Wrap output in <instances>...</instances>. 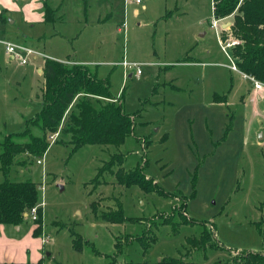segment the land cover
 I'll return each mask as SVG.
<instances>
[{
    "label": "rangeland",
    "instance_id": "rangeland-1",
    "mask_svg": "<svg viewBox=\"0 0 264 264\" xmlns=\"http://www.w3.org/2000/svg\"><path fill=\"white\" fill-rule=\"evenodd\" d=\"M43 1H0V143L40 108L45 58L96 68L133 130L120 146L72 153L56 131L39 164L16 158L2 169L0 182L39 186L42 233L32 234V216L18 230L1 225L9 243L0 252L16 243L17 264H242V252L264 254V91H254L224 44L220 26L232 16L216 19L212 0H46L58 8L53 23L26 20L25 10L37 14ZM4 41L36 56L11 57ZM135 167L150 191L118 182L117 170ZM118 204L130 219H101ZM205 223L212 247L190 246L186 238ZM77 237L89 243L79 251Z\"/></svg>",
    "mask_w": 264,
    "mask_h": 264
},
{
    "label": "trees",
    "instance_id": "trees-1",
    "mask_svg": "<svg viewBox=\"0 0 264 264\" xmlns=\"http://www.w3.org/2000/svg\"><path fill=\"white\" fill-rule=\"evenodd\" d=\"M212 4L213 15L216 19L232 16L227 27L228 34L226 35L224 33L226 29H223L221 36L224 39L229 36L239 41V44L230 48L231 58L234 59L232 60L235 61L239 72L264 82V0H212ZM42 5L43 20L46 23H53L56 8L50 6L46 0ZM5 20V12L1 11L0 22H5ZM187 59V57L183 58L182 62H187ZM42 76L44 84L41 91L40 108L34 112L33 116L25 120V127L22 131L8 134L0 143V171L16 162L14 161L16 158L21 159L22 162L27 159V163L33 159H36L37 163L41 161L40 158L43 157L50 144L48 136L56 131H59V139L55 142H58L61 136H68L66 142L72 146L71 153L84 145L117 147L122 145L132 133V118L123 111L121 103H116L114 97L111 96L107 78H97L95 72L84 64H67L46 58ZM87 96H102V100L96 98L93 103ZM216 98L225 102L227 97L225 94L224 97L216 96ZM20 155L22 156L19 157ZM21 161L18 162L22 163ZM111 166L107 167L109 173L112 172ZM136 168L138 167L127 173H123L121 169L117 170L118 182L125 186L139 185L144 191H150L149 182L142 180L140 170ZM38 187L30 180L9 181L5 179L1 181L0 225L18 227L27 218L31 219L30 210L35 208L37 218L32 223L34 224L32 234L39 236L42 233V202L39 198ZM117 208L113 211L115 213L110 212L101 219L121 223L131 218L125 217L120 204ZM179 216L182 219L181 223L191 222L185 215ZM165 223L170 224L175 230L179 225L167 222V219ZM202 226L203 230L198 237L186 238L187 243L194 248L212 247L209 243L212 237L211 231L207 230L209 227L206 223ZM260 227L261 224L258 223L256 225L258 231ZM145 233H148L146 234L148 241L154 242L156 239L154 232L146 230L142 234ZM83 244L88 245L89 243L82 241L81 237H77L75 243L72 240V248L75 250H81ZM242 253L240 254L242 264H264V254L250 251ZM235 261L240 262L238 258H235ZM154 264H180V262L176 258L166 257Z\"/></svg>",
    "mask_w": 264,
    "mask_h": 264
},
{
    "label": "built area",
    "instance_id": "built-area-1",
    "mask_svg": "<svg viewBox=\"0 0 264 264\" xmlns=\"http://www.w3.org/2000/svg\"><path fill=\"white\" fill-rule=\"evenodd\" d=\"M133 1L136 2V3L140 2V0H124V3L128 4V3H131ZM211 28L214 29L215 25H212ZM224 40H225V42H224L225 46H230L231 47V46H234L236 44H239L238 40L233 39L231 37H226ZM219 44H221V42H219ZM4 48H5L6 52L11 55V57L12 56H16L17 57V56H19V54H22V53H27L28 55L35 56L34 50H32V49H30V48H28L26 46L17 45V43H14V42H11V41H4ZM222 49H223V46H222ZM30 51H31V54H29ZM20 62L22 64H24V63L26 64L27 63V59L22 58ZM231 68L233 70L235 69L234 66H232ZM137 71L140 72L139 70H137ZM246 78H248L250 80V82L252 83L254 91H256V92L264 91V82L258 81L256 79H254L253 77H250V76H246ZM35 212H36L35 208H32L30 210V213H31V216H32L33 219L36 218L35 217Z\"/></svg>",
    "mask_w": 264,
    "mask_h": 264
},
{
    "label": "crops",
    "instance_id": "crops-1",
    "mask_svg": "<svg viewBox=\"0 0 264 264\" xmlns=\"http://www.w3.org/2000/svg\"><path fill=\"white\" fill-rule=\"evenodd\" d=\"M36 7H38V6H36ZM53 8H55V7H53ZM39 9H41V11H39V13H37V14L33 13L32 12V9H30L29 11L28 10H25L24 16H25L26 20L39 19V21L45 22L43 20V5H42V3H40ZM56 9H58V8H56ZM57 19H59V16H58ZM228 24H229L228 22H226V23L222 22V24H221L220 27H226V26H228ZM35 52H36V50H35ZM37 55H38V53H37ZM74 55H76V54H74ZM83 62L86 63V61H83ZM183 63H187V62H183ZM93 71L95 72V74L97 76L96 68H94ZM129 75H131V73H129ZM97 78H99V77L97 76ZM99 79H101V78H99ZM102 79H105V78H102ZM3 229L4 228L0 225V236H2ZM0 242H3L4 245H7V243H9L8 240H5L3 238H0ZM16 247H19V246L16 243H12L3 252H0V263H13V264H17L16 262H10L11 260H17V258H18V257H14L15 255L18 254V251H16Z\"/></svg>",
    "mask_w": 264,
    "mask_h": 264
},
{
    "label": "water",
    "instance_id": "water-1",
    "mask_svg": "<svg viewBox=\"0 0 264 264\" xmlns=\"http://www.w3.org/2000/svg\"><path fill=\"white\" fill-rule=\"evenodd\" d=\"M15 229L17 230V229H18V227H17V226H15Z\"/></svg>",
    "mask_w": 264,
    "mask_h": 264
},
{
    "label": "clouds",
    "instance_id": "clouds-1",
    "mask_svg": "<svg viewBox=\"0 0 264 264\" xmlns=\"http://www.w3.org/2000/svg\"><path fill=\"white\" fill-rule=\"evenodd\" d=\"M228 27V26H227ZM222 29L225 28V27H221Z\"/></svg>",
    "mask_w": 264,
    "mask_h": 264
}]
</instances>
